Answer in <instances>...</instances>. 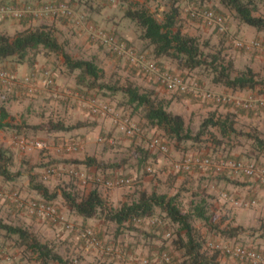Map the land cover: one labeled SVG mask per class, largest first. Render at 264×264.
I'll return each mask as SVG.
<instances>
[{
	"label": "rangeland",
	"instance_id": "1",
	"mask_svg": "<svg viewBox=\"0 0 264 264\" xmlns=\"http://www.w3.org/2000/svg\"><path fill=\"white\" fill-rule=\"evenodd\" d=\"M0 1V3L17 2L16 0ZM41 1L55 0H19L18 3ZM62 1L69 2L77 11L84 10L87 13L83 26L76 25L64 17L25 23H33L30 24L31 28L50 27L59 42L63 44L65 52L74 59H94L103 69L104 74L99 82L89 86V80L81 81L78 78L79 72H69L64 57L54 53L40 54L36 58L34 53H30L28 58L33 59L37 64L33 70L27 68L22 72L15 58L0 64V69L8 71L17 69V72L20 69L18 85L0 86V106L8 109L12 116L10 122L13 125L12 128L0 131V148L6 150L12 157V165L9 169L13 173H20V176L13 181H6L0 176V189L8 196L4 200L0 199V219L9 225L26 229L32 237L53 248L68 264H141L148 258L151 264H162L163 254L170 257V264H188L189 260L184 256V251L173 245L176 227L168 221H163L160 216L156 217L162 221L159 225L161 227L154 225L153 220L150 219L142 224H128L119 228L115 223L107 221L103 215L87 220L77 216L68 209L64 199L59 196L52 202L63 217V221L73 226L67 228L63 223L54 224L48 219L25 213L17 207L14 200L9 198L13 193H18L25 201L44 199L32 189L31 180L46 185L52 192L71 185L72 177L64 170L63 165L77 161L78 158H66L65 152L58 153L56 143L61 137L80 141L83 136L79 133L82 130L86 131L85 128L89 129L95 124H100L103 125V129L94 140V144L106 149L108 157V160H99L101 168L106 170L107 176L124 175L133 179L129 186L110 190L98 188L109 207L118 208L123 201L131 202L143 190L179 197L178 201L184 212L193 213L196 205L206 201L208 213L213 216L216 225L226 227V225L238 224L244 229L238 238L229 240L218 235V232L211 231L204 221L193 220L194 226L207 242L204 247L207 254H213V250L207 247L209 242L231 246L252 244L264 252V230L261 228L264 222V204L248 207L235 204L245 203L253 198L250 190L238 188L239 185L245 186L246 183H250L246 177H230L226 173L218 176L214 171L197 168L189 172L174 170L175 163L192 155L209 156L215 162L239 159L247 163H264V149L258 148L248 136L258 134L264 139V110L252 111L242 108L238 102L246 99L247 96L236 97L233 90L214 84L210 72L183 71L168 57L156 59L153 48L140 38L141 32L136 23L125 15L129 9L145 7L159 21H163L165 14L175 3L181 10L179 26L183 32L197 37L206 53L219 55L222 62L231 65L233 76L247 67H252L264 77V54L239 48L236 45L237 41L251 42L253 40L251 37L256 34L264 39V33L258 34L255 28L241 25L235 13L221 6L218 0H210L205 4H201L199 0H117L115 4H106L99 0ZM258 2V15H264V1L258 0ZM207 9L214 10L224 17V32L219 26H210L203 19H196L190 15V11L203 12ZM91 28L113 33L119 40L128 43L161 68L185 75L189 80L198 81L207 91L235 96L236 100L218 104L190 94L169 92L140 73L129 61L112 53L106 46L93 41L90 37ZM242 28L249 30V34L241 33ZM18 32L19 30L15 29L11 34L15 35ZM45 71L52 72L54 86L48 87L44 84ZM27 77L30 78V82L25 81ZM129 83L140 87L142 91L153 90L160 99L170 102V110L184 117L186 128L194 136L200 132L202 123L206 119L211 117L225 119L228 115L231 117L233 115L238 133L223 137L219 130L210 128L209 132L201 135L198 140L177 144L169 139L163 130L152 127L146 122L143 109L136 111L124 104L126 101L122 94L120 92L114 94L108 88L121 87ZM254 91L255 94L264 95V87ZM69 93H72L70 97H68ZM91 99L97 100L98 103L109 104L120 116H130L142 129V136L134 138L127 136L115 125L111 115L107 118L93 115L89 107ZM51 121L64 122L68 126L78 123L87 126L72 131V134L50 133L47 125ZM155 136H160L168 142V153L150 151L148 143ZM100 137L106 138L108 142H100ZM18 139L46 140L51 144V150L23 151L16 145ZM110 139L113 142H110ZM49 166H54L59 174L48 177L46 171ZM106 166L110 167L106 168ZM149 167L153 169L152 172H149ZM227 183H236V193L225 185ZM78 187L81 193L89 192L88 187L80 184ZM90 187V191L95 188L93 185ZM111 192L114 193L110 194ZM87 229L91 230L101 242V249L82 236V232ZM168 233H171V236H168ZM152 235L158 238L152 239ZM160 245L165 247V252H159ZM107 248L112 249L110 253L106 252ZM0 264H40V262L38 255L28 249L21 239L17 236H8L0 230ZM221 264L242 263L233 257L223 256Z\"/></svg>",
	"mask_w": 264,
	"mask_h": 264
},
{
	"label": "trees",
	"instance_id": "2",
	"mask_svg": "<svg viewBox=\"0 0 264 264\" xmlns=\"http://www.w3.org/2000/svg\"><path fill=\"white\" fill-rule=\"evenodd\" d=\"M199 1L201 4H205L210 0ZM45 2L67 1H41V3ZM218 2L221 6L233 11L241 25L264 32V15H258V0H218ZM1 4L5 3L2 2ZM81 13L86 18L87 13L84 10ZM125 16L136 23L141 32L140 38L148 42L153 48V55L156 59L168 57L176 62L178 68L183 71L204 70L205 72H210L213 76L212 81L214 84L223 85L234 92L264 87V77L260 76L253 68L247 67L236 76H233L231 65L222 62L219 55L206 53L197 37L184 33L179 26L181 10L175 3L172 5L170 11L165 14L163 21H159L145 7L129 9ZM30 53H34L35 58L40 54H61L64 57L69 72H79L78 78L81 81L89 80V86L92 83L99 82L104 74L103 69L98 66L94 59H74L65 52L63 44L59 42L50 27L29 28L15 35L9 33L0 34V64L8 59L15 58L20 65L27 64L33 70L36 63L33 59L30 60L28 58ZM15 71L16 69H13L10 72L15 73ZM182 76L185 77V75ZM80 80L79 82H81ZM108 88L114 94L120 92L126 101L124 104L129 105L136 111L143 109L146 122L152 127H158L163 130L165 135L177 144L198 140L201 135L209 132L210 128L219 130L223 137L238 133L235 127L236 122L232 118L233 115L232 117L228 115L225 119L219 117L206 119L202 123L200 132L194 136L186 128L184 117L181 114L173 113L170 110V102L160 99L155 91H142L140 87L133 83L121 87L110 86ZM11 118L12 116L8 109L5 106H0V131L13 127L10 122ZM86 126L84 123L68 126L64 122L51 121L47 125V129L50 133H70ZM248 136L253 139L258 148L264 149V139L261 136L258 134H249ZM85 164L100 165L94 158H87ZM11 165L12 157L6 150L0 148V176L6 181H13L20 176V173H13L9 169ZM220 175L222 174H218V176ZM72 181L71 185H68L67 188L54 192L46 185L35 183L32 180L31 186L46 201L52 202L61 196L68 209L83 219L87 220L103 215L107 221L115 223L119 228L128 224H142L150 219L157 220L158 222L153 224L161 227L159 225L162 224H160L162 221L156 217L160 216L163 221H168L176 227L173 245L184 251V256L189 260L188 264H221V258L223 257L216 251H213L211 255L204 251L207 242L200 231L194 226L193 220L204 221L211 231L218 232V235L229 240L238 238L244 230L240 225H226V227H221L220 224L216 225L213 216L208 213L206 201H202L201 204L196 205L193 213L184 212L180 207L179 197L160 194L156 191L148 192L147 190H143L131 202L123 201L118 208H112L109 207L97 187L89 192L81 193L78 181L73 178ZM262 187L264 188V186ZM240 207L245 206L242 205ZM137 220H141V222H137ZM261 228L264 230V222ZM0 230H3L8 236H17L21 239L28 249L38 255L40 264H68L53 248L32 237L26 229L9 225L0 219ZM168 234L171 236V233ZM153 238L158 237L152 235ZM158 249L160 253L165 252V247L162 245ZM148 260L151 262L149 258Z\"/></svg>",
	"mask_w": 264,
	"mask_h": 264
},
{
	"label": "built area",
	"instance_id": "3",
	"mask_svg": "<svg viewBox=\"0 0 264 264\" xmlns=\"http://www.w3.org/2000/svg\"><path fill=\"white\" fill-rule=\"evenodd\" d=\"M104 3L115 4L117 0H99ZM187 1V0H186ZM190 15L196 19H203L210 26H219L224 32L225 19L216 11L207 9L203 12L190 11ZM64 17L73 21L76 25L83 26L86 22L85 16L77 11L67 2H37V3H0V20L10 19L16 21L22 20H41L49 18ZM90 37L93 41L106 46L112 53L129 61L136 69L145 76H148L156 84L166 89L169 92L179 94H190L197 97L205 98L214 103H227L235 101V96L229 94H217L205 90L198 81L189 80L182 76V74H175L169 70L162 69L156 62L149 61L144 54L137 52L133 47L129 46L126 42L119 40V38L105 30H93L91 28ZM237 47L255 50L264 54V39H254L251 42L237 41ZM26 82H30V78H25ZM43 82L46 86H54L55 81L51 71L43 73ZM19 84L18 75L16 73L0 69V86L11 87ZM72 93L68 94V97ZM238 104L245 110L260 111L264 110V95L250 94L246 99H242ZM89 107L93 115L107 118L108 115L113 116L114 123L129 137H140L143 134L142 129L131 119L130 116H120L109 104L98 103L97 100L91 99ZM100 142H106L104 137L99 138ZM108 142V141H107ZM110 142H113L110 139ZM16 145L23 151L51 150V144L46 140L29 141L26 139H18ZM148 147L150 151H158L163 154L169 152L168 142L160 137H153ZM83 148L81 141L73 139L61 138L56 143V151L58 153H75ZM197 168L204 171H214L215 174H229L232 176H243L254 179L260 185L264 186V163H247L241 160H221L215 162L209 156L192 155L185 157L181 161L174 164L176 172H189ZM152 172V168H148ZM46 174L48 177L55 176L58 170L54 166L47 168ZM72 178L76 179L80 185L87 187L93 185L97 188L115 189L124 186H129L133 179L127 176L115 175L105 176L99 174H89L77 169L69 170ZM8 196L0 189V199L4 200ZM14 200L17 207L27 214L48 219L54 224L63 223L67 228L73 227L63 221V217L59 214L53 202L44 199H33L25 201L21 199L18 193H13L9 196ZM254 204V202H252ZM237 206H250V203H235ZM141 222V220H137ZM153 223L158 222L153 220ZM82 236L97 248H102L101 242L95 237L94 233L87 229L82 232ZM170 236V234H168ZM207 247L210 250L218 252L221 256H230L238 260L242 264H264V254L255 245H222L215 242H209ZM112 249L107 248L106 252L110 253ZM162 264H170V257L167 254L162 255ZM141 264H151L148 259L143 260Z\"/></svg>",
	"mask_w": 264,
	"mask_h": 264
},
{
	"label": "crops",
	"instance_id": "4",
	"mask_svg": "<svg viewBox=\"0 0 264 264\" xmlns=\"http://www.w3.org/2000/svg\"><path fill=\"white\" fill-rule=\"evenodd\" d=\"M16 1L18 3L19 0H16ZM21 1H24V0H21ZM45 20H54V19L49 18V19H45ZM10 21H12V22H10ZM25 22H27V21H23L21 23V22L16 21V20H7V19L3 20V19H1L0 20V34L1 33L11 34V31H15V29L19 30V32H20V31H23L25 29L31 28L32 25H30V24H33V23H30V22L25 23ZM241 33L249 34V30H247V29L245 30L242 28ZM257 33L261 34L264 32H260L257 30ZM11 35H14V34L12 33ZM251 39L254 40V39H262V38H260L256 34V35H253V37H251ZM17 65H18V67H21L22 72L24 70H26L27 68L30 69V67L27 64H24V65L17 64ZM36 66H37V64L35 65V67ZM15 73L18 75L20 73V69L18 72L15 71ZM254 92H255L254 90L238 91V92H235L234 95L236 97L244 98L250 94H253ZM112 120H113V118H112ZM113 122H114V120H113ZM85 129H87V130L86 131L82 130L79 133V134H82L81 136H83V137H81V139H79L82 142V146H83L82 150L80 152H77V153H66L65 154L66 158H71V159L72 158L73 159L78 158L77 161H71V163L64 164L63 168L66 172H69V170H71V169H77V170L82 171V172H87V173L89 172V174L92 173V174L103 175V174H105L106 170H103V168H101L100 165H87V164H85V160L87 158H94V159H96L97 163H99V164L101 163L99 160H108L106 149L102 148L101 146H96L94 144V140L99 135V133L102 131L103 125L101 126L100 124H95L92 128H89V129L85 128ZM108 167H110V166H108ZM108 167L106 166V168H108ZM105 175L107 176V174H105ZM228 176L234 177V176L229 175V174H228ZM247 179L249 180L250 183H246L245 186L239 185L238 188L243 187V189H245L246 191H249V190L251 191L253 198H251L249 200L250 206H256V205H259L260 203L264 204V188L254 179H250V178H247ZM225 185H227V187H229V189H231V190L235 191V189H236L235 188L236 183H232V184L227 183ZM90 186H92V185L87 186L88 187L87 191H90L89 190L91 188ZM241 191H242V189H241ZM113 193L114 192H111L110 194H113ZM235 193H236V191H235ZM103 198H104V196H103ZM112 200H117V199L112 198ZM252 202H254V204ZM258 214H260V213H258ZM235 225H238V224H235ZM259 241L260 240H258V242ZM260 247L263 248L262 246H260Z\"/></svg>",
	"mask_w": 264,
	"mask_h": 264
}]
</instances>
